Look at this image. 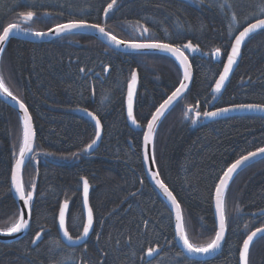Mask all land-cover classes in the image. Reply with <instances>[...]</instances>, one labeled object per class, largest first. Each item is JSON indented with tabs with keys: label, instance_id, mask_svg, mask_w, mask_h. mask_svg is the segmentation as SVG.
<instances>
[{
	"label": "trees",
	"instance_id": "obj_1",
	"mask_svg": "<svg viewBox=\"0 0 264 264\" xmlns=\"http://www.w3.org/2000/svg\"><path fill=\"white\" fill-rule=\"evenodd\" d=\"M44 33L69 23L103 27L123 42L163 43L200 53L190 57L192 85L160 123L154 160L162 182L183 212L189 244L215 242V196L227 171L264 148V117L241 115L206 122L212 111L264 107V30L241 49L231 77L215 88L238 35L264 19V0H0V37L14 24ZM146 32V34H145ZM139 75L133 131L126 118L127 89ZM183 80L175 59L163 54L117 52L95 37L71 34L45 43L12 39L0 59V82L28 109L36 144L23 172L26 197L38 180L31 224L20 239L0 242V264H240L247 238L264 228V159L240 172L224 197L227 235L220 254L193 259L178 246L173 214L150 184L143 163L145 129ZM219 91V94H218ZM104 136L92 154L96 126ZM24 144L18 112L0 99V232L12 231L20 210L12 173ZM82 180L91 186L95 227L80 247H68L58 230L64 203L72 238L84 229ZM162 252L153 260L147 254ZM248 264H264V236Z\"/></svg>",
	"mask_w": 264,
	"mask_h": 264
},
{
	"label": "water",
	"instance_id": "obj_2",
	"mask_svg": "<svg viewBox=\"0 0 264 264\" xmlns=\"http://www.w3.org/2000/svg\"><path fill=\"white\" fill-rule=\"evenodd\" d=\"M29 19V17H24L22 23L11 25L4 30V33L0 37V59L5 47L12 39H20L32 43H45L71 34H83L97 38L106 46L117 52L133 54H163L170 56L177 61L183 73V80L179 88L156 111V113L154 114L145 129L143 139L144 168L150 184L161 195V197L167 203L168 207L170 208L173 214L176 231V240L179 248L187 256L199 260L210 259L220 254L227 235V226L223 206L226 190L231 181L240 172H242L247 167L254 165L255 163L264 159V148L236 162L224 175L216 191L214 202L215 215L218 227L217 237L212 246L203 250H196L189 244L184 231V219L182 208L175 196L169 190V188L162 182L155 164L153 151L154 139L160 123L167 115V113L186 96V94L191 88L193 71L190 62V57L199 55L200 53L198 52V50L192 45H188L183 50H180L163 43L123 42L112 36L101 26L82 22L64 24L44 33H34L24 29V25ZM263 30L264 19L249 25L238 35L234 42V49L230 55V58L224 68L220 79L218 80L215 86L216 89H218L223 82L227 81L236 70L237 63L240 60L241 49L244 43L250 37ZM138 88L139 75L137 72H135L132 77V80L128 85L125 105L127 122L130 128L135 132L143 131V127L137 122L135 118V105L138 95ZM0 99L18 112L24 129L23 149L18 160L14 165L12 173V191L20 210V222L12 231L7 233L0 232V242L8 243L22 238L30 228L31 204L35 199V192L38 180H36V185L33 191L26 197L23 190L22 178L24 169L31 161L35 150L36 134L32 117L26 106L16 97L11 95L3 87L1 82ZM80 112L85 115L86 118L90 120L96 126L97 129L96 140L87 150L88 154H92L100 147L104 136V130L100 120L94 114L85 110H81ZM241 115H257L264 117V107L249 105L225 108L212 111L210 113H207L203 117L200 116V118H204L206 122H214L220 119ZM82 184V204L85 217L83 234L79 238H72L68 231V203H64L62 205L58 218V230L60 233V237L64 244L72 248L83 246L90 239L95 227L94 213L90 204L91 186L89 185L87 180H82ZM263 236L264 228H261L253 232L247 238L241 251L240 264H248L249 251L251 247L256 241H258ZM161 252L162 249H156L153 252L148 253V260L155 259L161 254Z\"/></svg>",
	"mask_w": 264,
	"mask_h": 264
},
{
	"label": "bare ground",
	"instance_id": "obj_3",
	"mask_svg": "<svg viewBox=\"0 0 264 264\" xmlns=\"http://www.w3.org/2000/svg\"><path fill=\"white\" fill-rule=\"evenodd\" d=\"M83 231H84V229H83ZM83 234V233H82ZM205 251H208V250H205Z\"/></svg>",
	"mask_w": 264,
	"mask_h": 264
},
{
	"label": "rangeland",
	"instance_id": "obj_4",
	"mask_svg": "<svg viewBox=\"0 0 264 264\" xmlns=\"http://www.w3.org/2000/svg\"><path fill=\"white\" fill-rule=\"evenodd\" d=\"M218 94H219V91H218Z\"/></svg>",
	"mask_w": 264,
	"mask_h": 264
}]
</instances>
